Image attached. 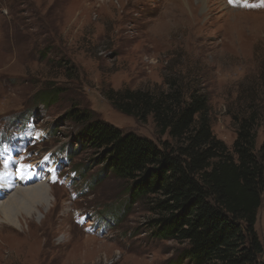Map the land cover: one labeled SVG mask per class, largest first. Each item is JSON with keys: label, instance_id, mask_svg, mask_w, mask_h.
Wrapping results in <instances>:
<instances>
[{"label": "rangeland", "instance_id": "rangeland-1", "mask_svg": "<svg viewBox=\"0 0 264 264\" xmlns=\"http://www.w3.org/2000/svg\"><path fill=\"white\" fill-rule=\"evenodd\" d=\"M187 75L206 92L211 131L229 149L232 115L258 109L257 150L264 3L0 0V203L11 213L0 210V264H193L183 255L187 242L156 235L145 200L131 201L127 183L101 171L78 136L82 124L67 114L87 111L156 141L150 117L140 122L117 111L105 94L165 88L166 76ZM27 165L35 180L23 186L43 183L49 191L30 216L16 178ZM254 227L264 245V193Z\"/></svg>", "mask_w": 264, "mask_h": 264}, {"label": "trees", "instance_id": "trees-1", "mask_svg": "<svg viewBox=\"0 0 264 264\" xmlns=\"http://www.w3.org/2000/svg\"><path fill=\"white\" fill-rule=\"evenodd\" d=\"M196 83L189 75L166 76L165 88L106 92L117 111L140 122L150 117L156 141L87 111L67 114L82 124L78 136L101 171L125 181L131 201L145 200L154 233L187 242L182 254L191 263L264 264L254 227L264 193V139L255 149L260 114L250 106L232 115L236 139L229 149L213 135L208 97Z\"/></svg>", "mask_w": 264, "mask_h": 264}, {"label": "bare ground", "instance_id": "bare-ground-1", "mask_svg": "<svg viewBox=\"0 0 264 264\" xmlns=\"http://www.w3.org/2000/svg\"><path fill=\"white\" fill-rule=\"evenodd\" d=\"M17 171H18V169H17ZM35 173L36 172H34V168L32 169V165H30V166L27 165V167H23V168L20 167V172L18 173V176H16L17 183L19 185V188H18L19 191L22 194H24V196H26L28 199V207L30 206V208L26 211V213L29 216L31 215V212L33 211L34 208L40 209L42 207V205L49 200V191H48V188L45 184L40 183V184L29 186V187H27V185L23 186V184L35 180V178H34ZM8 187H9V185H8ZM2 191L3 190L0 189V194ZM36 203L38 205L35 206ZM8 204L9 203H7V204L0 203V210L2 212H4L5 215H11L10 212H5ZM12 204H14V203H12ZM6 218L11 220L12 217L7 216Z\"/></svg>", "mask_w": 264, "mask_h": 264}, {"label": "snow or ice", "instance_id": "snow-or-ice-1", "mask_svg": "<svg viewBox=\"0 0 264 264\" xmlns=\"http://www.w3.org/2000/svg\"><path fill=\"white\" fill-rule=\"evenodd\" d=\"M235 2V0H228V3H230V4H232V3H234ZM261 2L262 3H264V0H261ZM244 6H246V7H249V6H251V7H254L255 5H248L246 2H245V5ZM22 168L23 167H27V166H21Z\"/></svg>", "mask_w": 264, "mask_h": 264}]
</instances>
